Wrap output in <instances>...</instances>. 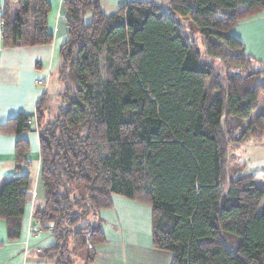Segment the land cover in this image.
<instances>
[{
  "label": "trees",
  "instance_id": "1",
  "mask_svg": "<svg viewBox=\"0 0 264 264\" xmlns=\"http://www.w3.org/2000/svg\"><path fill=\"white\" fill-rule=\"evenodd\" d=\"M100 2H61L63 91L50 119L43 94L34 115L0 126L38 135L43 207L32 219L50 232L46 255L91 264L106 243L100 214L119 196L150 208L152 247L170 264H264V175L223 166L231 148L264 135V108L250 119L264 66L231 36L264 0H169L170 13L131 0L111 15ZM49 14L48 0H3L2 47L50 45ZM28 149L16 141V174ZM30 185L18 175L0 186L8 242L20 238Z\"/></svg>",
  "mask_w": 264,
  "mask_h": 264
},
{
  "label": "crops",
  "instance_id": "2",
  "mask_svg": "<svg viewBox=\"0 0 264 264\" xmlns=\"http://www.w3.org/2000/svg\"><path fill=\"white\" fill-rule=\"evenodd\" d=\"M125 1L127 4L131 0ZM61 2L48 0L47 28L53 37L50 45L3 48V0H0V126L18 114L34 115L36 104L46 94L52 75L57 73L61 63L59 51L67 41ZM231 36L242 44L247 56L264 66V13L238 23ZM20 139L28 143L29 149L24 157L25 164L16 174L14 146ZM18 175H26L31 180L26 214L20 238L15 242L6 240V226L0 220V264H55L53 255L45 253L53 244L50 232L42 230L32 219L34 210L43 207L39 143L35 131L22 136L0 133V186ZM111 201L112 208L100 214L106 243L95 247L96 258L91 264H170V253L152 247L150 208L119 196H112Z\"/></svg>",
  "mask_w": 264,
  "mask_h": 264
},
{
  "label": "rangeland",
  "instance_id": "3",
  "mask_svg": "<svg viewBox=\"0 0 264 264\" xmlns=\"http://www.w3.org/2000/svg\"><path fill=\"white\" fill-rule=\"evenodd\" d=\"M111 1V2H110ZM156 4L160 5L164 11L170 13L168 7L169 0H152ZM125 0H101L100 7L105 15H111L116 12L119 8L124 6ZM175 17L174 15H172ZM190 31V30H187ZM189 33V32H188ZM191 33V31H190ZM58 70L57 73L52 75L47 92L46 101L47 106L52 111L45 118V121L50 119L53 111L60 105L58 95L63 91L62 85L59 83ZM264 107V98L258 99V108L252 113L251 118H255ZM43 122V124L45 123ZM223 166L229 172L230 176H245L249 174H262L264 175V136L260 141L249 140L241 144L238 148H231L225 159L223 160ZM257 186L263 187L260 181L257 182ZM51 227V226H48Z\"/></svg>",
  "mask_w": 264,
  "mask_h": 264
},
{
  "label": "built area",
  "instance_id": "4",
  "mask_svg": "<svg viewBox=\"0 0 264 264\" xmlns=\"http://www.w3.org/2000/svg\"><path fill=\"white\" fill-rule=\"evenodd\" d=\"M1 25H2V22H1Z\"/></svg>",
  "mask_w": 264,
  "mask_h": 264
}]
</instances>
